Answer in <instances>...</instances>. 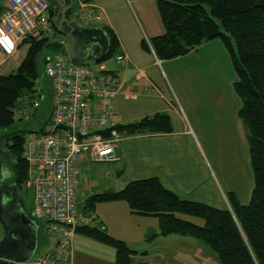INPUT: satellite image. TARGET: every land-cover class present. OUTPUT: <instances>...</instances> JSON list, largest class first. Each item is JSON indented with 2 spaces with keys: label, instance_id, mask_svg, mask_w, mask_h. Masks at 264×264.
Listing matches in <instances>:
<instances>
[{
  "label": "crops",
  "instance_id": "crops-1",
  "mask_svg": "<svg viewBox=\"0 0 264 264\" xmlns=\"http://www.w3.org/2000/svg\"><path fill=\"white\" fill-rule=\"evenodd\" d=\"M7 1L0 2L2 10L5 9ZM69 1L67 0V3ZM75 1L78 4L74 10L77 18L79 4L82 2L102 9L108 19L106 27L112 29L119 40V47L111 58H108V53L102 60L86 64H94L98 66L97 73L113 75L117 79L119 92L115 98L116 124L126 125L156 113H165L170 116L173 126L172 132L169 133H123V138L115 150L114 161L99 164L93 162L89 155L81 156L77 161L76 188L79 214L92 217L89 225H100L112 236L125 241L136 252L130 257V264H218L217 255L202 242L191 237L157 236L151 242L147 241V235L159 231V220L156 217L132 214L128 205L122 201L97 203L91 211L88 200L97 193L122 190L132 180L159 177L167 188L181 198L204 202L217 208L231 209L232 204L228 196L230 192L235 193L241 203L248 201L254 188L253 169V179L246 186V192L241 198L240 186H234L225 174L221 159L216 155L211 162L202 145V142H206L207 147H210L208 140L211 136L223 135L222 132L229 131L233 124L235 135L242 147L243 166L236 169L240 175L238 179L242 180L243 169L247 170V166L250 164L252 167V164L246 127L238 116L241 101L240 105L234 101V107L227 106L226 115L222 112L223 104L218 102L213 103L215 109L199 108L205 99L212 100V97L204 93V89H209L206 84L201 83L203 80H200V84L193 85L187 76L188 71L184 65L188 66V57L191 56L189 54L195 50L172 60H160L153 51L141 49L137 38L127 33V22L119 15L121 1L132 10V0H73L69 19ZM50 3L53 4V10L58 7L54 0ZM86 28H101L106 31L105 27L100 26L87 25ZM106 33L110 41V35L107 31ZM28 48V44L21 43L12 55H6L0 49V75L14 72L25 58ZM118 55H123L124 59L118 61ZM175 64L180 66L175 68ZM17 106L16 113H19L22 104L18 103ZM215 113L216 118H213ZM43 119L45 120L43 111L35 113L32 117L34 125L30 126L33 130L28 132L40 131ZM14 127L16 131L23 132ZM0 130L3 136L0 147L4 148L2 141L15 130ZM24 132L26 133L25 130ZM93 164H98L99 169ZM2 165L0 186L5 180L14 177L8 161ZM109 166L110 169L107 168ZM2 190L5 196L10 197L3 187ZM25 195V192L18 188L17 206L38 226V248L34 257L27 263L32 264L37 254L55 250L51 246L54 241L47 234L44 223H39L30 216L34 195L30 201ZM2 234L0 223V238ZM115 259L116 250L113 247L77 233L71 252L62 256L61 264H115Z\"/></svg>",
  "mask_w": 264,
  "mask_h": 264
},
{
  "label": "trees",
  "instance_id": "trees-1",
  "mask_svg": "<svg viewBox=\"0 0 264 264\" xmlns=\"http://www.w3.org/2000/svg\"><path fill=\"white\" fill-rule=\"evenodd\" d=\"M51 1L48 0L52 17ZM157 7L164 33L152 37L150 43L142 40V47L153 51L160 60L187 55L202 43L216 39L231 54L238 77L234 90L241 101L238 116L246 127L254 174L251 200L248 204L241 203L230 192L231 209L217 208L181 198L159 177H149L132 180L119 191L97 193L89 198L88 205L92 211L97 203L122 201L132 214L158 218L159 231L147 235V241L157 236H186L210 248L217 255L218 264H264V0H157ZM3 10L0 8V15ZM105 29L110 35L108 58H111L119 40L112 29ZM23 43L29 48L21 64L14 72L0 75V129L15 130L18 103L37 90L47 58L65 52L59 40L42 35H29ZM116 129L127 135H140L169 133L173 126L168 114L156 113L133 123L116 125ZM7 136L2 141L4 148L0 147V163L7 164L2 152L7 153L16 164V184L22 190L28 173L23 158L25 135L15 130ZM197 219L204 223L199 224ZM77 233L113 247L115 264H130V257L136 253L100 225L79 226Z\"/></svg>",
  "mask_w": 264,
  "mask_h": 264
},
{
  "label": "built area",
  "instance_id": "built-area-1",
  "mask_svg": "<svg viewBox=\"0 0 264 264\" xmlns=\"http://www.w3.org/2000/svg\"><path fill=\"white\" fill-rule=\"evenodd\" d=\"M78 17L90 27H106L105 12L87 2L79 4ZM55 36L47 0H8L0 15V48L12 55L29 35ZM124 59L118 55L117 60ZM43 72L48 79V118L41 130L24 134L23 158L28 165L24 188L34 191L32 219L44 223L54 241V252H42L32 264H61L71 252L77 228L89 225L76 204L77 161L89 155L95 163L116 159L123 133L116 129L115 98L118 81L101 75L89 65L74 64L66 53L47 58ZM42 95L31 92L24 99V118L41 109Z\"/></svg>",
  "mask_w": 264,
  "mask_h": 264
},
{
  "label": "rangeland",
  "instance_id": "rangeland-1",
  "mask_svg": "<svg viewBox=\"0 0 264 264\" xmlns=\"http://www.w3.org/2000/svg\"><path fill=\"white\" fill-rule=\"evenodd\" d=\"M4 1L5 0H0V2ZM132 3L133 5L131 10L125 6L123 1H121V12L119 15L122 16L127 22V33L133 37H136L138 40V45H140L141 49L147 51L142 47V40L145 39L148 43H150V39L152 37L164 33V26L160 19L157 7V0H132ZM77 7L78 4L77 1H75V4L73 5L72 9V14L70 15V20L75 25L79 27L81 26V28H86L88 24H86L82 19H79V17L77 18L75 16L74 10H76ZM108 7H110V5H108ZM136 18L138 19V21ZM120 20L122 21V18ZM62 38L63 37L60 35L51 36V40L54 39L60 41ZM208 42H210V44H204V42L199 45L196 49H194L195 51L189 54L191 56L188 57V66H184L186 67L185 70L188 71L187 76L189 80L193 82V85L194 83L200 84V80H203L201 83L206 84L209 89H204V93L209 94V97H212V100L210 98L205 99L203 105L199 108L203 110H208L210 107L211 109H215L213 103L218 102L220 104H223L222 112L223 115H226L227 106L234 107V101H237L240 105V99L234 90V83L238 79V77L233 65L231 54L224 46L223 42L220 39ZM233 45L236 48L234 40ZM23 47H25V45ZM179 66L180 64H175L174 67L176 68ZM90 67L94 71L98 69V66L94 64H91ZM196 78L199 82L196 81ZM36 89L38 93L43 97V100H41V109L44 113V118L47 119L49 112V88L48 79L45 77L43 69L42 75L36 84ZM205 97L207 96L205 95ZM21 104L22 109L21 112L16 113V122L14 125L18 129H21L23 131L25 130V134H27L29 130H33L30 126L34 125V122L32 119L31 122L25 120L23 113L24 103L21 102ZM208 118H206L205 120L207 121ZM213 118H216V113ZM200 124L202 123L200 122ZM222 134L223 135L213 134L211 136L210 140H208L210 147H207L206 142L204 144L202 142V145L204 146V150L211 162H213V157L218 155V157L224 164L225 174L229 176V179L234 184V186H240L239 192L242 196L241 198H243V194L246 192V186L248 185V183H250V180L253 179L252 167L249 164V166H247V170L246 168L243 169V178L242 180L238 179L240 175L236 172V169H239L243 166L241 156L242 147L239 144L235 135V129L233 124L229 131H223ZM2 138V130H0V140ZM0 159L2 158L0 157ZM93 165H95L99 169L98 164ZM107 168L110 169V166ZM104 169H106V167ZM1 172L2 166L0 163V173ZM248 176L250 177V179ZM22 191L25 192L27 198L29 197L30 201L34 195V191L31 188H23ZM250 200L251 197L248 201L244 202V204H248ZM181 217L187 219H194L184 215ZM196 221L199 224L204 223V221L200 219H197Z\"/></svg>",
  "mask_w": 264,
  "mask_h": 264
},
{
  "label": "water",
  "instance_id": "water-1",
  "mask_svg": "<svg viewBox=\"0 0 264 264\" xmlns=\"http://www.w3.org/2000/svg\"><path fill=\"white\" fill-rule=\"evenodd\" d=\"M57 8L52 16V24L63 37L59 44L65 48L74 64L86 65L102 60L110 50V41L101 28H80L69 19L73 0H54ZM22 134V131H19ZM14 177L0 186V223L3 234L0 238V264H27L38 248V226L18 206L17 167L5 152ZM3 189L9 193L7 197ZM4 191V192H5Z\"/></svg>",
  "mask_w": 264,
  "mask_h": 264
}]
</instances>
